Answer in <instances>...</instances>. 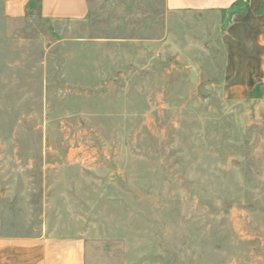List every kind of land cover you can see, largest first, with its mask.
Instances as JSON below:
<instances>
[{"label":"rangeland","instance_id":"rangeland-1","mask_svg":"<svg viewBox=\"0 0 264 264\" xmlns=\"http://www.w3.org/2000/svg\"><path fill=\"white\" fill-rule=\"evenodd\" d=\"M7 1L0 237H81L86 264H264V86L225 75L245 9L88 0L54 21Z\"/></svg>","mask_w":264,"mask_h":264},{"label":"crops","instance_id":"crops-1","mask_svg":"<svg viewBox=\"0 0 264 264\" xmlns=\"http://www.w3.org/2000/svg\"><path fill=\"white\" fill-rule=\"evenodd\" d=\"M35 1L8 0L4 13L23 18ZM164 4L170 13L245 9L234 16L223 37L226 80L237 97L250 93L256 84L264 86V0H164ZM37 5L42 17L54 21H82L90 12L88 0H38ZM85 250L81 237H0V264H86Z\"/></svg>","mask_w":264,"mask_h":264}]
</instances>
